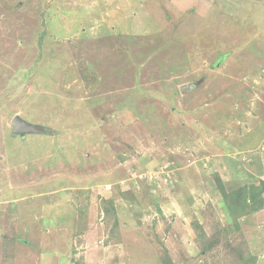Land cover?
Segmentation results:
<instances>
[{"label":"rangeland","instance_id":"374dc122","mask_svg":"<svg viewBox=\"0 0 264 264\" xmlns=\"http://www.w3.org/2000/svg\"><path fill=\"white\" fill-rule=\"evenodd\" d=\"M261 182L264 0H0V264H264Z\"/></svg>","mask_w":264,"mask_h":264},{"label":"trees","instance_id":"16d2710c","mask_svg":"<svg viewBox=\"0 0 264 264\" xmlns=\"http://www.w3.org/2000/svg\"><path fill=\"white\" fill-rule=\"evenodd\" d=\"M241 192H242V196H249L250 198V201L249 202H245L244 204H251L252 206H255L257 203L258 204H262V193L264 191V183L261 182L260 185H252L250 189H248V191H245L244 188L240 189ZM219 192L222 196V198H224V200H226V204L228 206V209L230 211H234L235 207L233 208L236 200H237V196L234 194V195H231L229 197L228 193H226L223 188L220 187L219 189ZM106 202H110L109 199H105ZM111 203V202H110ZM242 206L241 204V207L244 208V205ZM169 264H173L172 262H169Z\"/></svg>","mask_w":264,"mask_h":264},{"label":"water","instance_id":"95a60500","mask_svg":"<svg viewBox=\"0 0 264 264\" xmlns=\"http://www.w3.org/2000/svg\"><path fill=\"white\" fill-rule=\"evenodd\" d=\"M14 125H15L14 132L19 133L20 135H24L29 132L42 131L37 125L29 124L26 122L17 121L16 123H14Z\"/></svg>","mask_w":264,"mask_h":264}]
</instances>
